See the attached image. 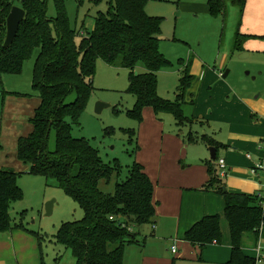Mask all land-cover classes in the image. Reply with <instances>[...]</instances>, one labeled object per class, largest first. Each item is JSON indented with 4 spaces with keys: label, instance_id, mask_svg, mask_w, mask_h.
<instances>
[{
    "label": "trees",
    "instance_id": "16d2710c",
    "mask_svg": "<svg viewBox=\"0 0 264 264\" xmlns=\"http://www.w3.org/2000/svg\"><path fill=\"white\" fill-rule=\"evenodd\" d=\"M54 1L57 16L49 18L47 0H0V76L20 75L25 63L38 51L32 79L37 95L10 94L39 100L29 120L31 133L17 142L16 158L28 171L0 169V232L14 228L29 231L22 221L17 224L10 215L11 204L23 199L17 179L21 174L44 177L55 181L56 187L64 190L84 212L81 220L64 223L55 236L58 244L71 250L76 264H125L126 247L143 246L138 240L140 233H135L134 228L154 223V184L145 168L134 162L126 179L116 184L114 193L101 191L102 181L110 183L113 176L119 177V164L104 165L99 152L87 140L73 137L72 125L78 124L95 90L99 60L130 71L127 92L135 97V106L128 112L129 117L141 123L144 110L150 107L156 114L174 115L178 125H184L188 121L183 110L184 97L194 81L190 73L192 57L187 64L181 61L183 69L175 100L164 99L158 94V73L171 66L159 49L164 18L147 14L148 0H108V11L97 15L94 30L83 36L79 45L78 33L67 17L66 0ZM207 3L212 16L223 17L229 4L241 13L246 6V0ZM14 6L25 10L26 16L13 45L5 49L6 19ZM248 38L237 32L235 50L241 51ZM139 64L144 66L143 72L138 70ZM52 133L54 150L49 148ZM128 133L137 140L135 130ZM189 141L196 140L190 137ZM209 144L216 145L213 141ZM206 165L211 178L202 190L220 193L225 199V218L231 235L227 264H258L257 258L243 252L241 244L245 234H254L264 241V199L259 193L228 192L214 163L208 161ZM220 222L218 215L206 216L185 233L184 240L198 249L200 261L207 246L223 243ZM30 233L42 246V236Z\"/></svg>",
    "mask_w": 264,
    "mask_h": 264
},
{
    "label": "rangeland",
    "instance_id": "374dc122",
    "mask_svg": "<svg viewBox=\"0 0 264 264\" xmlns=\"http://www.w3.org/2000/svg\"><path fill=\"white\" fill-rule=\"evenodd\" d=\"M200 1L207 3V0H148L147 2L145 9L148 15L164 18L159 49L171 62V66L162 68L158 73V94L164 99L174 101L176 98L180 72L183 68L181 61L187 64L192 56L193 61L195 59L194 63L198 61L206 70L213 71V67L218 66L223 60L224 53L231 55L234 35L241 22L240 11L229 6L225 17L211 14L197 16L192 12V5ZM47 4L48 17H56L55 1L47 0ZM65 5L70 25L78 33L76 37L78 45L83 36L94 30L97 15L100 12L106 13L109 8L108 0H66ZM37 53L38 51L31 60L25 63L20 75L0 76V151L9 156L16 147L17 134L27 135L31 128L27 119H24L26 113L31 110L25 102L29 100L37 105L31 98H21L23 101H20V98L12 97L13 99L10 98L12 99L10 100V92L37 95L32 88L33 67ZM245 53V55L235 54L229 59L226 70L231 73L223 79V82L226 81L238 87L245 83L249 92L254 93V97L260 96L257 101L264 103V52L252 50ZM138 70L143 72L144 66L139 64ZM129 74V70L110 67L99 60L94 77L95 90L78 124L72 125L73 137L87 140L99 152L104 165L114 167L116 162L119 164V177L116 174L110 183L106 181L100 183L101 191L106 194L114 193L116 184L124 181L128 176L129 169L136 162L137 147L140 148L139 155H142V160L151 165L155 162L158 153L161 154L162 144L165 149L169 150L171 158L177 153L176 143L171 142V139H185L188 142V136L191 133L212 136L214 133L226 132V128L223 130L222 125L202 119L201 114L194 121L189 119L191 123L180 126L174 115L156 114L150 107L144 110L143 121L138 123L128 115V112L135 106V97L127 92ZM244 80L246 82L242 84ZM3 94L7 98L6 104H2ZM189 99L186 94L183 109L187 116L193 112V107L188 104ZM98 103L109 104L111 107L97 114ZM22 110L21 116L20 111ZM131 130L137 133V140L128 133ZM180 133H184V136ZM49 148L50 150L55 148V133L51 134ZM190 148L189 159L197 156L195 152H201L197 147L191 146ZM262 150L257 148V151H243V153L250 155L251 161L257 163L260 158H263L260 155ZM221 156L222 151L220 150L218 157L221 158ZM183 165L190 164L187 161ZM17 183L23 191V199L11 204L10 215L13 221L17 224L22 221L26 229L42 236L43 243L39 246L47 264H76L71 250L58 244L55 236L64 223L81 220L84 217L83 210L64 190L57 188L53 180L47 181L44 177L21 174ZM52 203L53 211L48 216L47 207ZM151 231L150 225L134 228L135 233L141 232L142 235L138 239L143 242V245L145 237L148 238L147 248H144L146 250H149V242L153 240ZM167 245L164 249L167 256L171 260L178 257L172 254L173 247L171 248L170 243ZM222 245L223 243L218 246ZM259 245L264 250V243ZM138 246L133 244L126 247L124 262L141 264L144 249ZM257 247L255 239H247L244 252L247 255H255L258 251ZM194 259L199 262H192V258H185L175 260L174 263L211 264L205 263L203 257L204 263H201L202 260L198 258L194 257ZM261 264H264V261Z\"/></svg>",
    "mask_w": 264,
    "mask_h": 264
},
{
    "label": "crops",
    "instance_id": "0c3cea01",
    "mask_svg": "<svg viewBox=\"0 0 264 264\" xmlns=\"http://www.w3.org/2000/svg\"><path fill=\"white\" fill-rule=\"evenodd\" d=\"M229 6L240 11L238 7L230 4L226 8L225 16ZM192 7V12L197 16L210 14L209 5L205 1L193 4ZM240 19L239 28L234 35V42L237 32L249 37L244 41L241 51L235 50L233 42L231 55L224 53L223 60L218 66L213 67V71L206 70L198 61L194 63L195 59L193 61L191 56L190 73L194 77V81L187 95L190 98L188 104L193 107V112L187 116L184 111L188 120L194 121L201 114L203 115L202 119L222 125L223 130L226 128V132L214 133L212 136L199 133L193 135L191 133L188 136V142L185 139H171V142L175 141L174 143H176L177 153L171 158L169 150L165 149L164 144H162L161 154L158 153L155 162L151 165L142 160L138 147L136 162L139 161L138 163L145 168L146 174L153 182V198L157 204L156 217L154 223L150 225L153 240L149 242V250L144 249L147 248L146 244L148 243L146 237L143 248L137 245L144 249L141 264H175V260L185 258H192V262H199L194 259V257H199L198 249L186 242L184 235L204 217L214 215L220 216L221 219L223 245L220 247L216 244L207 246L201 257L205 263L211 264H227L230 260L231 235L225 218V199L220 193L202 190L211 178L206 165L208 161H212L209 151L211 147L216 146V162L218 163L219 160L226 162L227 168L223 173L218 164L212 161L223 186L228 192L248 195L259 193L261 180L259 181L251 174V168L255 163L249 160L243 151H257V148L262 150L264 146V103L257 101L260 96L254 97V93L249 92L248 87L244 85L245 80L242 81L244 84L238 87L232 83L223 82V79H226L231 73L226 69L229 59L233 55H245V52L252 50L264 52V0H246L243 13L240 12ZM2 97V104H4L7 98L4 95ZM12 97L20 98L11 95L9 99ZM33 100L38 105L39 100L36 98ZM20 101L23 100L20 98ZM25 103L31 109L24 116L30 125L29 120L32 118L37 105L29 100ZM20 114L22 116L23 110L20 111ZM29 133H31V128L27 135ZM24 134H17L16 147L13 148L10 156L0 151V169H12L22 173L28 171V167H25L16 158L17 142L20 137L27 136ZM180 135L184 136V133H180ZM190 137L196 141L190 142ZM209 141H213L216 145H210ZM191 146L197 147L201 152H195L197 156L189 159ZM220 150L222 151L221 158L218 157ZM138 155L139 159L137 158ZM260 155L264 158V150L260 152ZM187 161L190 165H183ZM250 238L257 241L258 247L259 244L264 243L254 234H245L241 244L243 252L246 250V241ZM167 243H170L171 248L177 247L175 256L178 257L173 258V260L165 253L164 249L168 246ZM39 245L38 239L30 233V230L14 228L0 232V264H42L45 259ZM248 256L257 258L258 251L255 255ZM263 261L264 256L261 263ZM201 263L204 261L202 260ZM125 264L127 263L125 262Z\"/></svg>",
    "mask_w": 264,
    "mask_h": 264
},
{
    "label": "water",
    "instance_id": "95a60500",
    "mask_svg": "<svg viewBox=\"0 0 264 264\" xmlns=\"http://www.w3.org/2000/svg\"><path fill=\"white\" fill-rule=\"evenodd\" d=\"M25 16H26V12L21 7L14 6L11 9L6 19V38L4 42L5 49H9L13 45L15 39L17 38L20 25L24 21ZM109 107H111L109 104L98 103L96 112L97 114L102 113L104 109L109 108ZM209 151L211 155V160L213 162H216L217 160L216 148L211 147ZM52 211H53V203L48 205L47 215L50 216L52 214Z\"/></svg>",
    "mask_w": 264,
    "mask_h": 264
},
{
    "label": "built area",
    "instance_id": "2783aa9c",
    "mask_svg": "<svg viewBox=\"0 0 264 264\" xmlns=\"http://www.w3.org/2000/svg\"><path fill=\"white\" fill-rule=\"evenodd\" d=\"M247 158L249 160H251V156L250 155H247ZM218 167L219 169L225 173L226 171V168H227V165H226V162L225 160H219L218 161ZM251 174L256 177L259 181H260V190H259V194L261 196V198L264 199V158L260 159L259 162L255 163L253 165V167L251 168ZM112 219V218H111ZM263 251L262 248L259 246L258 247V264L261 263L262 261V258H263ZM172 253L173 254H176L177 253V248L176 247H173L172 248Z\"/></svg>",
    "mask_w": 264,
    "mask_h": 264
}]
</instances>
